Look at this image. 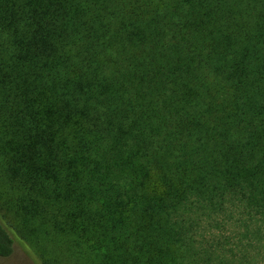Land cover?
<instances>
[{
    "label": "trees",
    "instance_id": "trees-1",
    "mask_svg": "<svg viewBox=\"0 0 264 264\" xmlns=\"http://www.w3.org/2000/svg\"><path fill=\"white\" fill-rule=\"evenodd\" d=\"M264 264V0H0V256Z\"/></svg>",
    "mask_w": 264,
    "mask_h": 264
},
{
    "label": "rangeland",
    "instance_id": "rangeland-1",
    "mask_svg": "<svg viewBox=\"0 0 264 264\" xmlns=\"http://www.w3.org/2000/svg\"><path fill=\"white\" fill-rule=\"evenodd\" d=\"M0 264H37V262L22 245H18L11 256H0Z\"/></svg>",
    "mask_w": 264,
    "mask_h": 264
}]
</instances>
